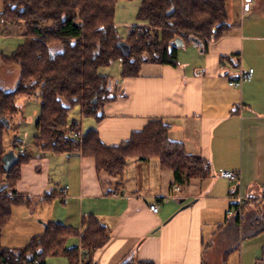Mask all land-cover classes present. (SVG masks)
Listing matches in <instances>:
<instances>
[{
    "label": "crops",
    "instance_id": "obj_1",
    "mask_svg": "<svg viewBox=\"0 0 264 264\" xmlns=\"http://www.w3.org/2000/svg\"><path fill=\"white\" fill-rule=\"evenodd\" d=\"M225 8L230 27L206 51L179 47L176 66L145 62L138 75H119L113 83L117 97L104 105L103 118L81 114L80 119L82 133L96 129L109 146L126 141L149 120L163 119L173 140L210 163L211 177L179 188L158 159L129 158L122 191L106 195L92 157L55 155L34 146L15 184L31 205L12 207L3 246H26L44 233L42 222L80 228L82 217L92 214L111 235L94 253V264H118L127 255L155 264H230L232 258V264H255L264 246V0H253L249 10L242 0H227ZM12 25L24 34L22 22L8 23L1 34H10ZM249 68L250 81L228 85ZM9 69L0 62V85L11 90L18 76L12 80ZM220 169L236 171L238 180L221 177ZM66 185L63 203L59 190ZM50 191L54 196L42 199ZM155 201L153 213L149 206ZM66 245L80 248V240L71 237Z\"/></svg>",
    "mask_w": 264,
    "mask_h": 264
},
{
    "label": "trees",
    "instance_id": "obj_2",
    "mask_svg": "<svg viewBox=\"0 0 264 264\" xmlns=\"http://www.w3.org/2000/svg\"><path fill=\"white\" fill-rule=\"evenodd\" d=\"M0 1V26L22 22L25 29L22 42L11 53H0L5 66L19 70L14 89L6 90L0 85V264H47V258L58 256L65 257L67 264H94V253L111 235L92 214L82 217L80 228L47 222L44 233L33 236L21 248L1 244L12 207L31 205L28 197L16 191L15 184L21 165L33 154L15 152V146L20 145L17 139L11 149L4 145V132L19 112L16 99L34 98L39 102L33 145L55 155L76 152L92 157L106 195L122 191L129 158L158 159L163 169L172 170L179 188L194 179L205 180L212 175L210 163L173 140L171 125L163 119L149 120L126 141L109 146L101 141L96 129L82 133L80 124L75 119L70 121L68 115L74 106H79L83 117L103 118L104 105L117 97L111 76L100 72L103 68L119 63V75L126 78L138 75L145 62L176 66L180 47L175 44L177 38L183 46L194 45L195 39L206 51L208 43L230 27L227 0H138V23L130 27L125 39L115 24L118 0ZM10 152L17 160L5 170L4 158ZM54 194L55 191L45 192L42 199H51ZM71 237L79 238L80 248L66 245ZM118 264L155 263L127 255ZM255 264H264V246Z\"/></svg>",
    "mask_w": 264,
    "mask_h": 264
},
{
    "label": "rangeland",
    "instance_id": "obj_3",
    "mask_svg": "<svg viewBox=\"0 0 264 264\" xmlns=\"http://www.w3.org/2000/svg\"><path fill=\"white\" fill-rule=\"evenodd\" d=\"M138 0H118L116 4V13H115V24L117 31L122 39H125L127 33L130 29V23H138L136 20V5ZM0 10H1V1H0ZM135 23V24H136ZM4 27L0 26V53L9 54L11 53L17 45L22 42L23 37L19 34L22 32V28H18L16 26H9L7 28V32L9 31L10 34L4 35L1 33ZM21 30V31H19ZM4 31V30H3ZM192 46V45H190ZM0 62L1 59H0ZM147 66V65H146ZM8 67V66H6ZM10 69L6 72L8 76L12 77V80L18 76V68L15 66H9ZM119 68L118 63H114L113 65L103 68L100 70L101 73L109 74L112 78V82L114 83L115 79L119 77ZM18 80V79H17ZM16 86V85H15ZM3 87V86H2ZM4 88V87H3ZM15 88V87H14ZM6 89V88H4ZM8 90V89H6ZM12 90V89H11ZM16 105L19 107V112L11 121V127L6 129L4 132V145L6 149H11L13 146V141L15 139L19 140L18 146H15L16 152L21 150H25L27 153H31L34 150V145L32 143V139L36 134L35 123L39 114L40 105L34 98L32 99H25V98H17ZM69 120L75 119L80 124L81 111L79 106H74L68 115ZM156 162V161H154ZM208 183H203L202 185V193H205ZM71 244H75V241H71ZM247 244V242L245 243ZM251 248L248 249L250 251ZM258 256L260 252H258ZM234 257V255H233ZM237 257V255H236ZM249 257V254L244 249V257L243 259L246 260ZM250 254V260H251ZM235 259V258H234ZM233 258L230 260V264H232ZM47 264H66V259L63 256L58 257H49L46 260Z\"/></svg>",
    "mask_w": 264,
    "mask_h": 264
},
{
    "label": "built area",
    "instance_id": "obj_4",
    "mask_svg": "<svg viewBox=\"0 0 264 264\" xmlns=\"http://www.w3.org/2000/svg\"><path fill=\"white\" fill-rule=\"evenodd\" d=\"M253 0H242V5L244 10H249L251 7ZM253 76V69L249 68L247 70L241 71L240 74L237 76L236 79H232L228 82V85L230 86H240L243 82L250 81ZM73 136L76 137V134H73ZM19 153H22V150L19 151ZM218 174L223 177L227 178L231 181L238 180V173L236 171L232 170H226V169H220ZM68 186H64L60 189V198L63 203L66 202V190ZM240 201L242 202V197H240ZM150 210L153 213H156L158 211V203L155 201L153 204L149 206Z\"/></svg>",
    "mask_w": 264,
    "mask_h": 264
},
{
    "label": "water",
    "instance_id": "obj_5",
    "mask_svg": "<svg viewBox=\"0 0 264 264\" xmlns=\"http://www.w3.org/2000/svg\"><path fill=\"white\" fill-rule=\"evenodd\" d=\"M172 10H170L169 12H171ZM194 41V45L196 46V45H198V46H200L201 47V45H200V43H199V41H197V40H193ZM175 44L177 45V46H183L184 45V43H183V41H181L179 38H177V39H175ZM17 160V156L15 155V153L14 152H10L7 156H6V158H4V169L5 170H8L9 169V167L12 165V163L13 162H15ZM188 205L186 204V205H184L183 207H187ZM43 224H44V226H46V223L45 222H42Z\"/></svg>",
    "mask_w": 264,
    "mask_h": 264
}]
</instances>
